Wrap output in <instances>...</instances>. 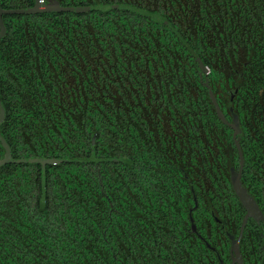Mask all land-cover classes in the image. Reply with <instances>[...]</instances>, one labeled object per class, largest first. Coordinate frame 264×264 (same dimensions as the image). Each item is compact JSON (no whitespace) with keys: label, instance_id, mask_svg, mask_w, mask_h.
I'll return each mask as SVG.
<instances>
[{"label":"flooded vegetation","instance_id":"flooded-vegetation-1","mask_svg":"<svg viewBox=\"0 0 264 264\" xmlns=\"http://www.w3.org/2000/svg\"><path fill=\"white\" fill-rule=\"evenodd\" d=\"M56 1L63 7H80L63 3L74 0ZM25 3L24 9L31 8L34 0ZM108 5L145 11L160 21L142 17L162 29L157 37L147 27L143 89L125 94L137 101L130 106L126 155L115 157L110 166L114 182L123 174L127 177L129 216L123 219L129 246L133 252L147 251L141 258L131 249L134 264H264V37L255 38L257 32L264 33V25L254 30L256 26L242 15L251 14L257 21L262 14L259 3L97 0L89 4ZM164 14H174L173 20ZM157 38L163 45L151 41ZM135 112H141L142 120ZM235 122L238 131L232 127ZM95 144L96 135L90 155ZM232 175L261 213L257 219L248 217L244 226L247 211L233 190ZM98 179L103 193L101 174ZM109 206L110 215L118 216ZM98 215L100 220L106 217L105 211Z\"/></svg>","mask_w":264,"mask_h":264},{"label":"trees","instance_id":"trees-1","mask_svg":"<svg viewBox=\"0 0 264 264\" xmlns=\"http://www.w3.org/2000/svg\"><path fill=\"white\" fill-rule=\"evenodd\" d=\"M254 1L262 13L258 20L242 15L257 30L264 25V0ZM25 2L31 0H0V5L24 9ZM2 19L0 100L6 116L0 133L14 159L73 162L46 166L44 177L38 164L0 168V264H134L124 223L127 177L114 182L110 166L115 157L126 155L130 106L137 101L125 94L143 89L147 27L157 37L161 27L137 14L39 13ZM262 37L261 31L255 35ZM3 153L0 146V159ZM110 203L118 216L110 215ZM135 253L143 258L147 251Z\"/></svg>","mask_w":264,"mask_h":264},{"label":"water","instance_id":"water-1","mask_svg":"<svg viewBox=\"0 0 264 264\" xmlns=\"http://www.w3.org/2000/svg\"><path fill=\"white\" fill-rule=\"evenodd\" d=\"M42 6V7H41ZM109 11V10H127L133 12L135 14L141 16H152L145 11L138 10L136 8L125 6V5H108V6H80V7H63L58 4L56 0H47L46 3H43V0H34V5L31 8L27 9H4L0 5V39H2L6 34V27L3 22V16L5 15H32L36 13H50V12H67V13H75V14H84L90 11ZM155 20L160 21L158 17L152 16ZM6 112L3 104L0 100V127L5 120ZM234 130L238 131L237 123L235 122V126H232ZM0 146L3 150V157L0 159V168L9 164H38L42 168L43 177L45 175L46 166H56L66 161L55 160V159H14L11 154V150L5 139L2 137L0 133ZM232 187L237 197L243 204L244 208L247 211V216L243 221V226L245 225V221L248 217H252L257 219L261 217V213L254 202V200L247 194L245 189L242 187L239 179L232 175ZM232 249L235 250V253L238 254L237 244H234Z\"/></svg>","mask_w":264,"mask_h":264}]
</instances>
